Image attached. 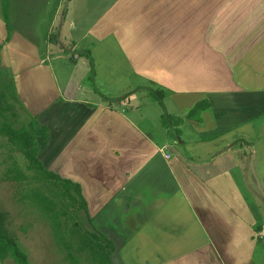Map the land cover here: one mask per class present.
I'll list each match as a JSON object with an SVG mask.
<instances>
[{
	"label": "crops",
	"instance_id": "obj_1",
	"mask_svg": "<svg viewBox=\"0 0 264 264\" xmlns=\"http://www.w3.org/2000/svg\"><path fill=\"white\" fill-rule=\"evenodd\" d=\"M102 1H78L75 18H71L67 7L59 27L61 36L46 43L40 56L41 47L31 38L17 40L12 34L10 41L4 43L7 30L1 10L0 74L11 66L6 58L11 59L12 52L20 53V45L30 46L29 43L33 44L31 57L37 61L36 67L44 68L37 78L42 80L32 79L27 85L28 125L41 127L39 137L45 144L55 127L61 133L80 128V132L91 137L103 130L113 133L117 128L121 141L109 155L117 163L123 182L114 179L110 183L113 202L109 200L98 209L106 211L108 222L99 219L95 226L114 247L115 243L125 244L128 238L137 236L153 243V252L143 256L145 260L161 255L168 264H190L191 260L194 264H264V218L256 231L251 228L250 214L254 211L264 215V137L253 123L254 118H249L252 113L264 115V0H118L114 4L112 8L120 6V15L129 27H151V22L159 20V28L165 33L158 39L160 51L164 45L171 67L181 66L185 75L183 78L176 71V79L160 81L176 105L187 99L192 108L201 101L208 103L206 110L187 119V125L183 122L177 126L180 134L174 140L163 143L142 135L125 118L112 120L109 114L113 113L107 107L92 102L96 93L104 96L109 91L107 94L111 95L117 85L125 83V79H118L116 84L100 87L96 80L110 79L108 73L100 74V67L113 65V50L98 48L99 39L104 36L101 32L112 26L106 21L113 19L111 7ZM11 2L8 0L10 23ZM52 17L50 31L58 22L57 15ZM12 29L14 33L13 25ZM73 32L80 36L68 43L69 48L83 53L95 67L91 89L85 79L58 80L54 72L41 66L53 52L52 44L63 51L67 49L61 38H71ZM124 51L129 53L131 49ZM72 58L76 59L73 53ZM81 81L85 86H80ZM259 81L261 93L259 97L255 94L254 105L239 102L242 92L248 95L253 91L250 84L257 89ZM234 84L244 87L234 89ZM177 91L180 92L176 94ZM180 126L188 127L190 133L183 134ZM48 150L50 155H59V150L52 151L51 144ZM41 157L40 152V162ZM51 171L70 180L61 177L60 168ZM79 185L82 193L84 185ZM145 225L154 231L155 239L143 234ZM157 237L170 244L168 252ZM188 253L199 254V259H192ZM187 258L191 260H184Z\"/></svg>",
	"mask_w": 264,
	"mask_h": 264
},
{
	"label": "rangeland",
	"instance_id": "obj_2",
	"mask_svg": "<svg viewBox=\"0 0 264 264\" xmlns=\"http://www.w3.org/2000/svg\"><path fill=\"white\" fill-rule=\"evenodd\" d=\"M11 1V23L9 21L8 24L10 26V38L12 34L15 35L14 39L17 40L31 38L41 47L38 51L40 56L46 43H52L58 36H61L59 27L64 22L62 18L67 10L66 8L70 9L73 16L71 18H75L79 7L78 1L82 0ZM91 1L97 3L98 0ZM116 2L118 0H105L103 2L108 3V7H111L113 19L106 21L107 24L112 26L101 32L104 36L99 39L98 43L99 49L100 47H109V50H113L111 53L113 55V65L106 67L105 64H102L104 67H100V74L108 73L110 79L106 81H103V79L96 80L100 82V87L106 84H116L118 79H125V83L122 82L117 85L114 88L117 90L113 94L109 93L111 95L107 94L109 91L104 96L101 94L99 96L96 93L92 102L107 107L110 110L109 113H113L109 114L112 120L125 118L142 135L146 134L159 143H163L168 139L174 140L177 134H180L177 126L183 122V125H187V119L192 118L188 117V111H191L192 103L189 104L190 99H187L177 106L175 100H172L169 96L171 92L164 88L160 81L168 82L170 79H176V71L179 76L184 78L182 67H171V57L164 50V45L160 51L162 45L161 40L158 39L160 34L165 35V33H163L162 28H159L158 19L151 22V27L143 26L141 29L138 26L136 28L135 26L129 27L128 21L120 15V6L112 8ZM8 11L10 12L9 5ZM53 15H57L58 22L50 31L49 21L53 18ZM2 21L4 22L3 17ZM12 25L16 29L14 33ZM63 26L68 27L67 25ZM132 27L135 29L134 32ZM75 34L80 33L73 32L70 34L72 35L71 38H61L64 41L63 45L67 48L64 51L61 50L60 46L52 44L51 50L53 52L41 66H46V70L54 72L58 80L85 79L91 89V82L95 74L94 64L88 62L90 60L83 53L77 49H70L68 46L71 40L80 36ZM92 39L94 40V36ZM104 44L109 46H102ZM29 45L14 46L19 47L20 53L14 51L12 52V58L9 56L11 59L6 58L11 66L0 74V128L6 124L3 122H9L16 130L26 131L24 128L30 130L35 137L33 145L36 147L34 148L38 153V158L40 152L42 153L41 162L44 168L50 172H52L51 170L57 171L60 168L62 174L58 173L61 177L84 185L82 193L88 202L89 211L80 210V200L73 201L68 194L75 196L74 191L67 188V185L48 178L42 171L35 170V166L31 165V159L28 154L24 153L23 148L16 147L6 138L0 137V212L5 217L8 232L26 253L29 264H70L68 259L65 258L66 254L70 255L69 258L78 260L77 264H87V260L90 261V264H96L95 260L91 259L90 253L86 250L80 252L78 248L82 246L81 240L90 238V233L94 232L99 219H102L104 223L108 222L106 211L101 212L98 209L109 200L113 202L111 200L110 183H113L114 179L116 181L122 180V176L119 174L121 171L116 168L117 163L109 155V152L112 154V149H118L121 140L117 134V128L113 130V133H109L108 130L99 131L93 137H91V134L80 132V128H74L65 130L66 137L62 138L61 136L64 133L57 130V127L51 128V136L46 144L40 139L41 127L35 123L32 126L28 125V117L30 118V116L26 108L25 97L28 83L32 79L42 80L37 78L44 68L36 67L37 61L35 62L31 57L30 48L33 44L29 43ZM152 47L156 50H153ZM124 48H129L131 51L128 53L124 51ZM99 49L96 51L97 55ZM24 50L28 52H21ZM72 53L76 59L72 58ZM32 62H35V64L27 70L26 67ZM250 85L253 91L248 95L242 92L243 96L240 95L239 102H248L253 106L254 101L257 100L255 94L257 93L259 97L261 93L259 88H262V85L260 81L257 89H255V85ZM40 86L43 87V85ZM80 86H85V84L81 81ZM243 87L244 85L241 86L240 84L232 86L234 89ZM179 92L177 91L176 94ZM99 97L100 100H98ZM133 97H136L137 100L134 101ZM121 98L123 101H121ZM232 98L238 102L235 96H232ZM202 99L204 100V97ZM7 106L10 108L9 110L5 109ZM244 116L242 114V118ZM249 118H254L253 123L259 127L260 134L263 133L262 137H264V115L256 116L252 113ZM85 128L89 129V126ZM180 130L183 134L190 133L189 128L186 126H180ZM22 133L27 132H20L19 134ZM128 135L132 138L130 134L125 136L129 137ZM127 137L124 139L126 142L128 141ZM50 144L52 151L59 150V155L49 154L48 146ZM45 149L47 158L44 154ZM121 166H123L122 163ZM114 169L118 172L117 175H115ZM10 173H13L14 177L7 178V174ZM23 179L25 181H22ZM68 189L69 193L67 192ZM97 214H99L98 219L94 222ZM250 214L252 216L251 228L259 231L261 219L263 220L264 215L254 211ZM100 223L105 226L102 221ZM143 234H149L151 239L156 238L154 231L146 225ZM157 240L161 242L160 244L166 250L170 247L169 243L160 241L158 237ZM152 250L153 243L150 244L145 239L139 240L137 236L132 239L128 238L125 244L119 242L117 245L115 243L111 253V263H169L159 254L160 258L151 257L145 260L143 256L148 257ZM169 253L172 254L171 250H169ZM188 255L192 256V259H199V254L188 253ZM194 263L195 261L191 260L190 264ZM0 264L15 263L11 259H6L4 261L0 260Z\"/></svg>",
	"mask_w": 264,
	"mask_h": 264
},
{
	"label": "trees",
	"instance_id": "obj_3",
	"mask_svg": "<svg viewBox=\"0 0 264 264\" xmlns=\"http://www.w3.org/2000/svg\"><path fill=\"white\" fill-rule=\"evenodd\" d=\"M1 10L2 17L5 23V27L7 30V35L4 42H8L10 40V26L9 24V16H8V0H1ZM208 108V103L206 101H201L196 103L191 111L188 113V117H193L197 113L206 110ZM10 108L6 109L9 110ZM8 125H3L0 128V137H4L10 142H12L16 147H20L24 149V153L28 154L31 159V165L35 166V170L42 171L48 178L58 180L63 184L67 185V188H70L74 191V195L69 193V189L67 192L68 195L73 199V201L80 200V210H87V204L82 196L81 187L77 183H73L70 180L62 179L55 173L47 171L37 156V151L35 145H33L34 135L28 131L24 130H16L12 124L9 122H3ZM20 132H27L19 134ZM45 137V134H43ZM13 145V146H14ZM14 146V147H15ZM15 147V148H16ZM35 147V148H34ZM14 177L13 173L7 174V178ZM20 180V179H14ZM22 181H25L24 179ZM77 196V197H76ZM87 236V235H86ZM90 238L88 240H81L82 246H79L78 250L83 252L86 250L91 254L92 260L96 262V264H112L111 263V253L113 251L112 243L107 240L102 234L98 231L94 230L93 233H90ZM111 249V250H110ZM69 254H66L65 258L68 259L70 264H77L78 260L74 258H69ZM6 259H11L15 264H29L28 257L26 253L20 248L17 241L10 235L5 225V217L3 213L0 212V260L4 261ZM87 264H90V261L87 260Z\"/></svg>",
	"mask_w": 264,
	"mask_h": 264
},
{
	"label": "built area",
	"instance_id": "obj_4",
	"mask_svg": "<svg viewBox=\"0 0 264 264\" xmlns=\"http://www.w3.org/2000/svg\"><path fill=\"white\" fill-rule=\"evenodd\" d=\"M166 157H169V155H167Z\"/></svg>",
	"mask_w": 264,
	"mask_h": 264
}]
</instances>
